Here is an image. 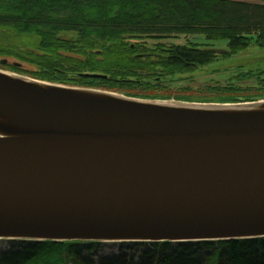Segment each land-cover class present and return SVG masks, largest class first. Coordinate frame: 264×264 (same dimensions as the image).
I'll return each mask as SVG.
<instances>
[{"label":"water","instance_id":"water-1","mask_svg":"<svg viewBox=\"0 0 264 264\" xmlns=\"http://www.w3.org/2000/svg\"><path fill=\"white\" fill-rule=\"evenodd\" d=\"M163 102L0 71V241L264 239V113Z\"/></svg>","mask_w":264,"mask_h":264},{"label":"trees","instance_id":"trees-1","mask_svg":"<svg viewBox=\"0 0 264 264\" xmlns=\"http://www.w3.org/2000/svg\"><path fill=\"white\" fill-rule=\"evenodd\" d=\"M0 33L5 37L0 39V57L21 61L15 67L6 59V65L18 72L26 71L24 64L34 66L29 72L33 79L166 101L172 96L158 97L139 87L145 88L150 79L195 73L216 61L219 53H236L252 42L264 48V0H0ZM182 35L227 41L229 51L218 52L198 44L160 48V55L150 64L160 72L145 78L146 68L140 60L145 47L137 40ZM259 79L256 95L236 100L221 97L217 99L222 101L214 103L252 102V98L264 96V78ZM9 242L14 245L0 254V264H93L90 257L101 245ZM121 247L122 252L130 250L140 257L121 255L98 264H264V239Z\"/></svg>","mask_w":264,"mask_h":264},{"label":"rangeland","instance_id":"rangeland-1","mask_svg":"<svg viewBox=\"0 0 264 264\" xmlns=\"http://www.w3.org/2000/svg\"><path fill=\"white\" fill-rule=\"evenodd\" d=\"M238 1H248L253 3H261L263 0H238ZM0 39L3 41L5 37L0 33ZM139 44L144 46L145 52L141 54L140 60L144 63L146 68L143 76L148 77L152 72L159 73L158 68L150 66L151 62L158 58L160 48H167L171 45H209L210 47L216 49L218 52L229 51L227 41H209L204 36H178L171 38H140L137 40ZM254 41V40H253ZM134 43V42H131ZM154 51V52H151ZM3 59L9 61L8 65L15 63H22L15 58L0 57V62ZM24 72H18L13 70L7 65L0 63V71L9 73L11 75L23 78H31V72L35 69L34 66L24 64ZM28 71V72H27ZM30 72V73H29ZM154 75V74H153ZM259 78H264V48H260L255 45L254 42L250 44L246 49L238 51L236 53L227 54L224 56L223 53H219V57L213 63L200 68L195 73H188L186 75L166 77L163 80L150 79L146 83L145 88L139 87L142 92L152 91L158 97L164 96L163 94H168L172 97L171 100H166L165 102L172 104H191L200 102H184L178 100H195V101H213L211 103L217 102V100L222 101L217 98L221 97H234L236 100L238 97H248L256 95V87H260ZM159 79V78H158ZM41 81V80H40ZM83 88V87H82ZM98 90V89H96ZM222 90L225 93H219ZM104 91V90H102ZM110 92V91H107ZM116 93V92H111ZM119 95V93H116ZM122 95V94H120ZM124 96V95H123ZM204 98V99H197ZM177 99V100H176ZM254 101L264 100V96L258 97L256 99L252 98ZM145 100V99H143ZM148 100V99H147ZM233 100V99H232ZM153 101V100H152ZM161 101V100H156ZM224 101V100H223ZM252 101V102H254ZM251 102V101H250ZM202 103V102H201ZM14 244L8 241H0V254L8 252ZM121 245L115 244H101L99 249L90 257L93 264H98L102 259L118 258L121 255H125L128 258L134 257L139 258L140 254L130 250H123ZM87 258L89 256L86 255Z\"/></svg>","mask_w":264,"mask_h":264},{"label":"bare ground","instance_id":"bare-ground-1","mask_svg":"<svg viewBox=\"0 0 264 264\" xmlns=\"http://www.w3.org/2000/svg\"><path fill=\"white\" fill-rule=\"evenodd\" d=\"M166 106H179L191 109L210 110V111H237L250 113H264V100L254 104H246L241 106L227 105L223 107L216 106H198V105H175L163 102ZM31 128L16 121H12L0 116V138H13L31 135Z\"/></svg>","mask_w":264,"mask_h":264}]
</instances>
